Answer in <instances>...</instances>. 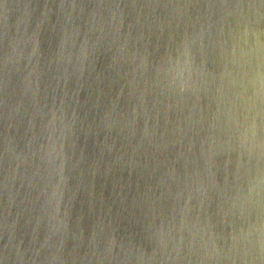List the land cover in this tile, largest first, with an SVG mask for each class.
Here are the masks:
<instances>
[{"label":"water","instance_id":"95a60500","mask_svg":"<svg viewBox=\"0 0 264 264\" xmlns=\"http://www.w3.org/2000/svg\"><path fill=\"white\" fill-rule=\"evenodd\" d=\"M0 264H264V0H0Z\"/></svg>","mask_w":264,"mask_h":264}]
</instances>
